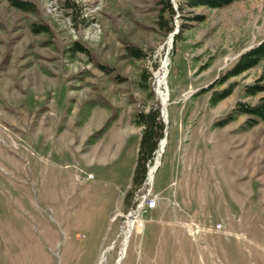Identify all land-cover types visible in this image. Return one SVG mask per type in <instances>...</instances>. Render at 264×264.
Returning <instances> with one entry per match:
<instances>
[{
    "label": "rangeland",
    "instance_id": "obj_1",
    "mask_svg": "<svg viewBox=\"0 0 264 264\" xmlns=\"http://www.w3.org/2000/svg\"><path fill=\"white\" fill-rule=\"evenodd\" d=\"M11 1L0 0V264H114L138 204L120 264H264V121L218 125L264 98L245 93L264 62L220 82L264 38V0L183 13L174 0L172 16L159 0H21L33 12ZM166 58V144L151 186L133 189L134 115L155 106Z\"/></svg>",
    "mask_w": 264,
    "mask_h": 264
},
{
    "label": "trees",
    "instance_id": "obj_2",
    "mask_svg": "<svg viewBox=\"0 0 264 264\" xmlns=\"http://www.w3.org/2000/svg\"><path fill=\"white\" fill-rule=\"evenodd\" d=\"M234 1L240 0H177L178 11L183 13L185 8H197V7H207V8H219ZM161 4L162 11H168L170 16L175 13L172 4L169 0H159ZM12 5L26 12H33V5L28 1L12 0ZM71 6V5H68ZM161 16V15H160ZM193 19L202 18L199 15L192 17ZM172 27H169L170 31ZM31 29L38 33H48L49 28L47 25H31ZM178 36L175 37V40ZM72 52L80 51L87 52V49L78 43H74L70 49ZM126 55L131 58L139 59L143 56L141 49L133 45L125 46ZM264 62V38L256 45L250 47L249 49L242 52L231 66L226 70L225 74L222 76L220 82H224L230 77L238 76L251 68L257 66L258 64ZM98 64V63H97ZM99 68L103 71L108 72V67L102 64H98ZM144 77V74H142ZM264 75L253 84L247 85L245 88V93L247 95H256L264 91ZM235 86V82H231L227 87L223 89H215L209 99L211 105L217 104L220 100L227 97L232 88ZM215 88V84H210L208 87L202 88L196 94H202L209 90ZM238 114H245L249 116V124L257 123L258 121H264V98H261L256 104H249L244 101H239L236 103L234 108L227 113V115L218 122V125H224L229 121L236 118ZM134 124L140 128V136L137 146V154L135 160V166L133 175L131 178V184L133 189L139 188L146 177L147 165H150L155 156V151L158 147L160 139L163 137L164 122L162 121L160 114V103L157 99L155 106L149 108L148 110H139L134 115ZM109 126V121H107L104 126L96 131V135L102 134ZM133 190H129L126 198L132 195Z\"/></svg>",
    "mask_w": 264,
    "mask_h": 264
},
{
    "label": "bare ground",
    "instance_id": "obj_3",
    "mask_svg": "<svg viewBox=\"0 0 264 264\" xmlns=\"http://www.w3.org/2000/svg\"><path fill=\"white\" fill-rule=\"evenodd\" d=\"M168 42H170V38H169ZM162 64H163V67L166 66V69L165 70L162 69L161 72L156 74V76H155V82H156L155 91H156L158 100L161 101L163 103V106L165 107V110H166L165 111V115H166L165 119L167 120V105H168V101H169V95H168V90H167V87H166L165 76L167 74L168 60L167 59L164 60ZM165 144H166V141H164V139L161 140V143L159 145V149L157 151V156L158 157L156 159L155 164L151 166V170H150L149 175H148L149 186H151V184H152L153 173L156 171V169H157V167L159 165V159H160V156L162 155V152L164 150ZM140 207H141V204H138V206L136 208L130 210L128 212V214H127V217H126V230H125V234H124V238H123V244H122L121 250L119 252V256L115 260L114 264H120V262H121V260H122V258L124 256L129 234H130L131 230L133 229V227L135 225L136 219L139 217L138 215H139ZM189 230L191 231L190 228H189Z\"/></svg>",
    "mask_w": 264,
    "mask_h": 264
},
{
    "label": "water",
    "instance_id": "obj_4",
    "mask_svg": "<svg viewBox=\"0 0 264 264\" xmlns=\"http://www.w3.org/2000/svg\"><path fill=\"white\" fill-rule=\"evenodd\" d=\"M170 2H171V4H172V7H173V9L175 10V11H177V4L174 2V0H169ZM173 35H174V33H171L170 34V41H172L173 40ZM167 59V58H166ZM165 59V60H166ZM161 69H166V66H164L163 67V64H162V66H161ZM205 87H207V85L205 86ZM159 103H160V114H161V118H162V121L164 122V130H163V137H162V139H160V141H159V143H158V147H157V149H156V151H155V156H154V158H153V161H154V163H153V165L155 164V162H156V159H157V151H158V149H159V145H160V143H161V140H163L164 139V141H166V139H167V123H168V121L165 119V107L163 106V103L161 102V101H159ZM150 170H151V166L150 165H147V172H146V177H145V182H144V184L145 185H147V186H149V182H148V175H149V172H150ZM144 198V197H143Z\"/></svg>",
    "mask_w": 264,
    "mask_h": 264
},
{
    "label": "built area",
    "instance_id": "obj_5",
    "mask_svg": "<svg viewBox=\"0 0 264 264\" xmlns=\"http://www.w3.org/2000/svg\"><path fill=\"white\" fill-rule=\"evenodd\" d=\"M155 205V199H152L149 201V206H154Z\"/></svg>",
    "mask_w": 264,
    "mask_h": 264
},
{
    "label": "crops",
    "instance_id": "obj_6",
    "mask_svg": "<svg viewBox=\"0 0 264 264\" xmlns=\"http://www.w3.org/2000/svg\"><path fill=\"white\" fill-rule=\"evenodd\" d=\"M91 117H92V116H91ZM91 117L89 118L90 120H91ZM106 118H107V117H106ZM106 118H104L103 120L100 119L99 122H101V121L104 122ZM88 123H89V121H88ZM109 130H111V128H110ZM109 130L107 131L108 133H110Z\"/></svg>",
    "mask_w": 264,
    "mask_h": 264
}]
</instances>
